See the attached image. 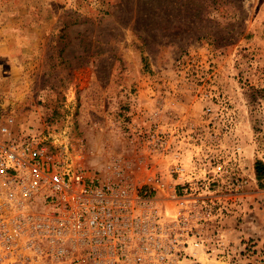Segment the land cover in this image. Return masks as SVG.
<instances>
[{"label":"rangeland","instance_id":"374dc122","mask_svg":"<svg viewBox=\"0 0 264 264\" xmlns=\"http://www.w3.org/2000/svg\"><path fill=\"white\" fill-rule=\"evenodd\" d=\"M7 117L51 162L162 205L173 155L201 159L209 250L179 264H264V0H0Z\"/></svg>","mask_w":264,"mask_h":264},{"label":"built area","instance_id":"2783aa9c","mask_svg":"<svg viewBox=\"0 0 264 264\" xmlns=\"http://www.w3.org/2000/svg\"><path fill=\"white\" fill-rule=\"evenodd\" d=\"M12 125L0 124V264H179L209 250L199 227L215 206L214 181L197 175L201 159L173 155L165 199L174 204L162 205L128 183L51 162L35 134Z\"/></svg>","mask_w":264,"mask_h":264},{"label":"trees","instance_id":"16d2710c","mask_svg":"<svg viewBox=\"0 0 264 264\" xmlns=\"http://www.w3.org/2000/svg\"><path fill=\"white\" fill-rule=\"evenodd\" d=\"M254 174L259 186L264 188V163L260 160H256L254 163Z\"/></svg>","mask_w":264,"mask_h":264},{"label":"crops","instance_id":"0c3cea01","mask_svg":"<svg viewBox=\"0 0 264 264\" xmlns=\"http://www.w3.org/2000/svg\"><path fill=\"white\" fill-rule=\"evenodd\" d=\"M244 221V220H243ZM244 223V222H243ZM242 224V223H241ZM205 264H207V263H205Z\"/></svg>","mask_w":264,"mask_h":264}]
</instances>
